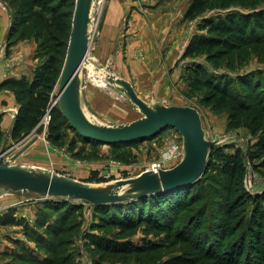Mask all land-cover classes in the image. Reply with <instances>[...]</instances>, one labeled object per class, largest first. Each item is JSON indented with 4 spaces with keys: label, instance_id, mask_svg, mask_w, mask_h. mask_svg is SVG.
Masks as SVG:
<instances>
[{
    "label": "rangeland",
    "instance_id": "1",
    "mask_svg": "<svg viewBox=\"0 0 264 264\" xmlns=\"http://www.w3.org/2000/svg\"><path fill=\"white\" fill-rule=\"evenodd\" d=\"M192 1L97 0L93 9L89 52L91 68H85L82 74L85 112L91 121L110 126L125 125L143 117L129 99L105 78L100 77L94 68L97 71L104 70L103 72L130 82L138 96L149 104L197 109L210 141L222 142L218 147L232 145V148L246 152L257 143L258 138H254L246 127H238L240 115H233L210 103L207 91L193 92L189 89L187 71L194 61H182L181 57L195 37L206 34L199 31L203 19L215 18L230 11L249 13L262 5H256V0H235L229 10H213L203 17L189 21L185 19V14ZM76 2L77 0H62L60 12L62 16H66L64 22L69 27L68 35L61 38L65 48L59 49L57 43H47L50 32L48 28L42 29L44 23L52 19L50 14L41 15L45 22L26 14L22 19L18 15L19 11L24 10L22 4L0 0L1 22L7 31L0 42V73L7 76L11 68L21 64L28 65L27 56L30 58L29 64L33 59L34 71L56 53L62 56H54L58 64L55 74L50 76L55 82L46 113L37 126L28 133L26 130L19 139H14L12 134L20 109L35 98L30 97L28 91L23 92L22 96L11 88L0 91V94L9 92L13 99L2 103L1 109L10 113L0 114V159L10 161L13 165L50 172L92 185L133 179L151 171L154 166H158L160 170L175 167L182 158L178 156V147L180 150L183 147V138L175 129H165L151 139L133 144L120 143L123 145L112 146L84 139L64 116L56 114L54 118V113L60 110L58 90L71 39ZM35 10L40 12L41 9ZM21 19L29 23L25 27L19 26L18 30L16 26ZM30 24L32 28L29 27ZM26 27L29 28L25 29ZM40 30L43 31L42 35H39ZM52 32L59 35L56 30ZM255 48L229 55L220 61L218 70L212 69L205 59L196 62L203 64L216 77H227L235 81L230 90H234L238 86L236 82L240 80L245 84V93L240 97H245L244 102L250 104L254 100H248L249 96L264 99V58L258 56ZM228 66H232L234 70ZM108 67L112 71H108ZM26 77L32 80L33 73ZM101 79L105 85L97 84ZM257 82V86L262 88L258 93H255V87L252 90L246 87H253ZM20 97H23L21 102ZM253 104L257 103L254 101ZM250 117L251 120L254 117L252 110L250 114L243 116V120ZM52 125L55 127L51 128ZM259 136L263 134L260 133ZM34 138L36 141L12 161V157ZM172 152H176L177 156H173ZM228 152L232 153L234 150L230 149ZM247 165L249 172L244 181L245 188L253 195L259 194L264 189V178L251 169L249 163ZM93 172L98 173V177L105 181H90ZM213 183L207 181V186ZM217 192L222 196L219 197ZM217 192L207 187L203 199L180 214L183 224L178 223L173 229L158 228L152 224L157 220L154 215L162 218L160 225H165L166 218L159 210L148 208L144 212L145 205L141 204L144 216L142 223L138 224L134 233L122 235L116 225L112 224L121 215L119 212L107 216V226L98 227L102 220L96 214V206L81 201H67L71 205H82V208L78 206V210L67 214L69 219L65 224L62 220V206H57V202L53 205L51 203L60 199L0 189V264H29L24 260L21 263L16 261L15 255L22 253L21 248L40 261L51 257L46 245L38 237L48 245L56 243V247L63 240L65 247L61 253L63 251V259L69 264H204L196 253L194 243H185L186 237L191 238V234L186 232L187 227L184 229V226H188V221L197 217L198 213H204L190 226L195 231L193 238H199V246L203 250L205 239L210 240V234L204 232L203 237L201 229L213 226V230H216L223 224H220V220H225L221 202L226 192L222 187ZM137 205L140 204L133 206ZM119 209L122 211V208ZM126 213L124 209L123 214ZM137 218L138 213L133 221L137 222ZM7 221L11 223L7 224ZM198 222L202 224L201 227H196ZM62 227L68 231L61 236L53 235L55 230ZM198 231L202 234H197ZM197 252L202 253L200 250Z\"/></svg>",
    "mask_w": 264,
    "mask_h": 264
},
{
    "label": "trees",
    "instance_id": "2",
    "mask_svg": "<svg viewBox=\"0 0 264 264\" xmlns=\"http://www.w3.org/2000/svg\"><path fill=\"white\" fill-rule=\"evenodd\" d=\"M12 1L15 4H22V8L25 11L22 10L18 12V15L21 16L22 19L26 14L27 16L32 15L34 19L44 20L42 16L50 14L52 19H48L46 22L44 20L45 23L43 22L44 25L42 28L43 30L48 28L50 32L47 35L49 38L47 43H57L59 49L62 47L65 48L61 38L66 34L68 35L67 29L69 26L64 22L66 16H62L60 12L62 10V0ZM234 3L235 0H193L186 11L185 19L194 21L213 10H229ZM258 3L262 6H259L257 10L252 9V12L249 13L230 11L216 16L215 18L203 19L199 26V31L206 32V34L195 37L186 47L181 57L182 61H194L193 66L189 67L187 71L189 89L193 92L207 91L209 93L208 98L210 99V103H213L219 109L229 111L233 115H240L238 118V127H246L254 138H258L257 143L254 146H250L246 152L234 149L232 145L212 148L204 175L197 183L191 186L159 193L127 203L96 206V214L98 218L102 220L101 225L98 227H102L103 225L107 226V216L119 212L121 215L117 216L112 224L116 225L122 235L134 233L139 226L138 224L142 223L144 217L142 212L143 206L140 207L142 204L145 205V207H143L144 212H146L148 208L154 211L159 210L160 214H163L166 218L164 220L165 225H160V220L162 218L159 215H154L157 220L152 224L156 225L158 228L165 227L173 229L178 223L183 224L182 218L180 219V214L187 212L188 208L199 203L203 199V194L207 187L213 192H217L219 187H222L226 192L221 202V204H223V216L225 220L223 219L222 222L221 219L220 224H223L216 230H213V226L209 228L203 227L201 229L203 237L205 235L204 232L210 234V236L207 234L210 240L205 239L204 248L202 250L199 246V238H193L195 233L193 230L194 228H190V226H193L196 218L204 214L198 213L197 217H193V220L191 219L188 221V226H184V229L187 227L186 232L191 234V238L186 237L187 240L185 243L191 241L194 243L197 250L202 251V253H200L196 250V253H198L199 259H201L204 264H264V189L259 194L253 195L251 192L247 191L244 183L246 175L249 172L247 163L251 165V169L264 178V99L259 100L255 95H252L247 97L248 100H254L257 104H253L254 101L250 102V104L245 103V97H240L245 93L243 90L245 84L241 83L239 80V82H236L238 86H235L234 90H230L235 81L227 77H216L203 64L196 62L205 59L211 64L210 67H212V69L218 70L220 69V61L224 58L238 51L243 53L244 50L248 48L251 49V47H256L255 52L263 59L264 0H256L255 4L257 5ZM28 8L29 11L27 12L26 10H28ZM36 8H40V12L35 10ZM22 19L16 26L18 30L20 27H25L29 23V21L27 23V20ZM29 27L32 28L31 24ZM13 29H15V27ZM54 30H56L59 35L53 34L52 31ZM41 31L42 30H40L39 35H42L43 31ZM54 56L57 58L58 56L62 57L59 53H56ZM54 56H51L48 62L41 64L33 71L32 80L23 76L20 79H8L0 84V91L5 88H11L13 91H16V93H19L20 96H22L23 92L28 91L30 97L35 98L21 107L12 134L14 139L23 137L26 132L28 133L29 130L37 126L48 109L49 97L54 89L55 82L50 76L55 74V68L58 64L57 58ZM228 68L234 70L232 66H228ZM257 84L258 82L253 87L250 85L246 87L250 90L255 87V93H258L262 88L257 86ZM22 98L23 97H20V102ZM247 108L249 109L246 111ZM251 110L254 115L253 119L251 120L250 117L247 118V120H243V116L246 115V113L250 114ZM56 114L59 117L63 116L60 110L54 113V118H56ZM54 127L55 126L52 125L51 128ZM260 133H262L263 136H259ZM138 141L140 140L123 144H133ZM93 142L101 143L96 141ZM123 144L111 145L120 146ZM230 149L234 150V152H228ZM90 181L104 182L105 180L99 178L98 173L93 172ZM207 181L214 183L207 186ZM217 195H219V197L222 196L220 193ZM55 202H57V206H62L63 208L62 220H64L65 224H67L69 219L67 214L69 215L70 212L78 210V206L82 208V205H71V203L61 199L52 201V205ZM134 204L140 205L133 206ZM148 205L149 207H147ZM119 208H122V211ZM124 209L127 212L126 215L123 214ZM137 213V222H134L133 220ZM10 223L11 222H8L7 224ZM201 226L202 224H200V222L196 224V227ZM66 231L68 230L62 227L61 229L55 230V234L53 235L61 236L66 233ZM202 233L198 231L197 234ZM37 239L46 245V249L51 257H47L44 261H40L31 257L27 250L21 248L22 253L15 255L16 261L21 263V261L24 260L29 264H69L63 259V251L61 253V250L65 247L63 240L62 244L60 242V245L56 247V243H49L48 245L42 238L38 237ZM130 249H132V247Z\"/></svg>",
    "mask_w": 264,
    "mask_h": 264
},
{
    "label": "water",
    "instance_id": "3",
    "mask_svg": "<svg viewBox=\"0 0 264 264\" xmlns=\"http://www.w3.org/2000/svg\"><path fill=\"white\" fill-rule=\"evenodd\" d=\"M96 2H76L71 39L58 90L62 115L80 136L105 144L133 142L154 137L168 128L175 129L183 138L181 161L167 170L147 171L133 179L92 185L50 172L13 165L1 158L0 189L65 201H81L93 206L127 203L197 183L205 173L211 149L222 144L207 138L197 109L149 104L138 96L130 82L95 68L94 71L122 92L143 117L118 126L97 124L89 119L83 105L82 74L85 68H91L89 52ZM107 70L112 71L109 67ZM35 141L36 138L31 140L11 160L15 161Z\"/></svg>",
    "mask_w": 264,
    "mask_h": 264
},
{
    "label": "crops",
    "instance_id": "4",
    "mask_svg": "<svg viewBox=\"0 0 264 264\" xmlns=\"http://www.w3.org/2000/svg\"><path fill=\"white\" fill-rule=\"evenodd\" d=\"M1 20H2V17H0V42L3 40L4 36H6V33H7L6 29L3 27V23L1 22ZM26 58H27L26 61H27L28 65L27 64L26 65L21 64L19 66L11 68V70L7 73V76L6 75L4 76V74L0 73V84L8 78L18 79V78H21L23 76H28L29 74H32L34 71V65L32 64L33 59H31V64H29V61H28L30 59L29 56H27ZM9 95H10V93L7 91L4 93L2 92L0 94V114H2V115H4V114L8 115V113H10V112H8V110L1 109L3 102L8 103V102L13 101L12 95L11 96H9Z\"/></svg>",
    "mask_w": 264,
    "mask_h": 264
},
{
    "label": "built area",
    "instance_id": "5",
    "mask_svg": "<svg viewBox=\"0 0 264 264\" xmlns=\"http://www.w3.org/2000/svg\"><path fill=\"white\" fill-rule=\"evenodd\" d=\"M178 156L180 157V156H182V148H181V150H180V147H178ZM168 154H170V153H168ZM172 154H173V156L175 155V156H177V153L176 152H172ZM154 167H157L158 169H159V167L158 166H154ZM151 171H153V170H151ZM155 172H158V171H160V169L159 170H154Z\"/></svg>",
    "mask_w": 264,
    "mask_h": 264
},
{
    "label": "bare ground",
    "instance_id": "6",
    "mask_svg": "<svg viewBox=\"0 0 264 264\" xmlns=\"http://www.w3.org/2000/svg\"><path fill=\"white\" fill-rule=\"evenodd\" d=\"M97 84L105 85L104 82L102 81V79H101V81H99V82L97 81ZM13 163H14V162H13ZM152 170L154 171V170H159V169H158L157 167H153Z\"/></svg>",
    "mask_w": 264,
    "mask_h": 264
}]
</instances>
